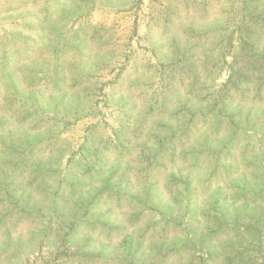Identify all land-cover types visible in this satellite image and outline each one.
Returning <instances> with one entry per match:
<instances>
[{"label": "rangeland", "instance_id": "obj_1", "mask_svg": "<svg viewBox=\"0 0 264 264\" xmlns=\"http://www.w3.org/2000/svg\"><path fill=\"white\" fill-rule=\"evenodd\" d=\"M0 264H264V0H0Z\"/></svg>", "mask_w": 264, "mask_h": 264}]
</instances>
